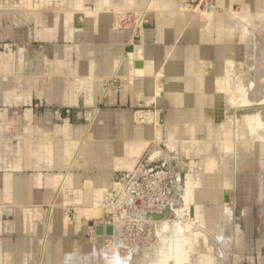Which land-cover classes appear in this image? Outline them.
<instances>
[{
	"label": "crops",
	"instance_id": "obj_1",
	"mask_svg": "<svg viewBox=\"0 0 264 264\" xmlns=\"http://www.w3.org/2000/svg\"><path fill=\"white\" fill-rule=\"evenodd\" d=\"M214 1L217 12L196 0H0V264L84 258V242L67 252L69 228L81 226L63 201L70 193L92 203L83 210L91 217L114 175L130 172L156 141H186L192 161H213L205 182L186 177L180 207L212 227L201 202L214 203L219 168L237 170L239 150L249 149L233 143L239 112L258 123L264 99L252 31L264 24V0ZM245 41L254 42L250 78L233 71ZM84 220L94 232L96 223ZM208 256L197 264H213Z\"/></svg>",
	"mask_w": 264,
	"mask_h": 264
},
{
	"label": "rangeland",
	"instance_id": "obj_2",
	"mask_svg": "<svg viewBox=\"0 0 264 264\" xmlns=\"http://www.w3.org/2000/svg\"><path fill=\"white\" fill-rule=\"evenodd\" d=\"M196 3L201 9L214 8V11H218L214 0H196ZM252 28V31L255 32L258 40L256 41L260 50H258V52H261L260 56L262 60L259 64L263 67L264 24L257 21ZM241 47L244 54V57L241 59L242 64H235L233 71L235 76L243 75L250 78L252 77V73L250 72L248 63L250 62L249 52L253 47V42L245 41V43H241ZM261 97L264 98V91L261 92ZM249 103L250 104H246V107L253 108L251 102ZM262 104H264V99H262L259 110L257 111V113L261 114L259 116L262 122H255L254 125L252 122L245 123L248 128L247 134H249V141L247 144L243 139L242 142H237L236 138H232L235 146H241L245 150L250 147L247 151L239 150L240 163L238 169L235 170L237 173L234 174L237 175V178H233L234 175L232 174L233 170L231 165H229L227 171L223 172V177H221L223 180L226 178L230 185L233 186L228 195L224 196L226 199L224 202L233 208L232 214L230 211L226 218H222V206L224 207L225 205H222L221 203L223 192V189L219 184L221 178L213 180L215 181V186L213 187L217 192V200L214 203L207 200L201 202L204 213L206 214V222L208 221L207 224H210L212 227L207 228L206 225L203 224L208 233L204 234L200 231L194 236L197 237V240L194 246L192 258L196 264L199 260V256L206 254L209 255L208 260L213 264H264V120H262L264 119V105ZM44 107L43 103H38L34 107V113L37 116L42 115ZM256 116L259 117L258 114H256ZM231 124L232 123H229L230 127ZM253 126L257 129L255 131V136L257 137L255 138H252L253 132L249 131V129H253ZM228 132L230 133V130ZM252 139H254V141ZM165 145L166 146H164L163 143L156 141L154 149H151L152 152L148 154L149 151H147L140 160L150 158V160L153 161L151 167L155 169L160 167L162 163H166L165 166L170 168V171L173 173L174 180L175 175L180 176V184L182 187L184 186L187 176H192L195 180L198 179L201 182H205V177L209 178L216 172L215 168L207 169L203 159L200 160L199 156H196L197 158L195 161H192L191 159L193 157L188 155V148L171 154L169 151L170 148L167 144ZM236 155L237 154H235V156ZM165 159L168 161L173 160L171 165ZM207 181H209V179H207ZM175 188L176 186L174 184L172 199L177 201V204L180 203L179 207L183 208L182 200L180 199L182 191L176 195ZM112 192L113 190L111 191L109 189L103 192V194L96 201L97 206L95 207V211L91 217L86 216L83 210L92 209V203L84 202L78 204L71 199L72 197L70 193L67 195L66 200L63 201L62 204L64 209L70 208V214L80 215L81 226L80 231L77 233L74 231L76 228L75 224L71 227V229L69 228V231L71 232L66 235H68L70 249L67 252H75L77 242H84V245L81 246L79 253L83 256L85 255V257L88 254H90L88 256H91L90 260L89 257H87V259L82 257L79 261L76 257H74L72 260L68 261L67 264H106L107 262H109L107 264H113V262L120 259L121 262L124 260L126 261L123 264H153L157 259H159L158 249L160 242L158 241V236L155 234V229H153L154 227L151 224L147 225L144 223V221L137 217L135 213L129 215L124 213V217L118 219L120 222V229L119 226L113 224V226L117 228V231L112 226L116 232L114 231V236L110 238L105 236L97 237L91 229L87 232L88 227L86 226V223H89L85 222L84 218L91 220L90 223H96L97 226L108 225L106 222L109 220V217L106 215L107 208L103 207V201L109 197ZM124 200L128 201L129 199L126 197ZM219 207L220 209L216 218V212ZM54 208L58 207L54 206ZM54 208L52 207L51 209ZM108 209L111 211L113 209L116 211L126 210L122 207V205H115L114 207H109ZM67 213L68 212L66 211L65 214ZM68 217L70 218L71 216H68V214L64 215L65 223H67V220L69 219ZM167 217L170 221L175 219V215L172 212H168ZM220 222L221 225L224 226V230L220 234L219 238L215 239L212 234L219 227ZM235 225H238L239 227L238 233H235ZM83 230L86 231L84 236L81 232ZM218 230H220V227ZM209 231L211 232L209 233ZM228 231L232 235L227 236ZM114 239L117 241H114ZM71 247H74V249H71ZM94 248L97 249L95 252L92 251ZM48 264H55V260L53 258L50 259Z\"/></svg>",
	"mask_w": 264,
	"mask_h": 264
},
{
	"label": "bare ground",
	"instance_id": "obj_3",
	"mask_svg": "<svg viewBox=\"0 0 264 264\" xmlns=\"http://www.w3.org/2000/svg\"><path fill=\"white\" fill-rule=\"evenodd\" d=\"M209 13V12H208ZM246 30V29H245ZM254 43V42H253ZM256 43V42H255ZM255 45V44H254ZM256 47H257V45H256ZM256 54V53H255ZM257 57H259V56H257ZM255 60V59H254ZM254 62V61H253ZM255 65V64H254ZM254 71V70H253ZM254 72H256V71H254ZM254 74L255 73H253V76H254ZM257 74V73H256ZM225 76H226V74H225ZM255 77V76H254ZM258 77V76H257ZM227 78V77H226ZM246 78V77H245ZM259 78V77H258ZM243 79H244V77H243ZM254 79V78H253ZM257 79V78H256ZM234 83H235V81H234ZM233 92V91H232ZM232 94V93H231ZM248 94V93H247ZM253 95H254V93H252ZM249 95V94H248ZM253 95H251L252 96V100L254 99V98H257L258 97V94L257 95H254V96H257V97H253ZM237 97V96H236ZM242 97V96H241ZM249 97H250V95H249ZM259 97H260V99H261V96H260V94H259ZM259 99V98H258ZM254 102H255V100H254ZM262 105H264V104H262ZM254 109V108H253ZM257 110V109H256ZM240 111V110H239ZM238 111V112H239ZM236 113H237V111H235ZM247 113H251L250 112V110H243V111H240L239 112V116H238V118H237V123H236V125H234V126H236V136H235V138H236V140H237V142H242V139L244 140V142H246V144H247V142L249 141V137H248V134H247V125L245 124V123H248V119L249 118H247ZM259 115H261V114H259ZM236 116V115H235ZM143 117V116H142ZM140 115L138 116V119H139V121L140 122H142V123H144L145 121H148V119H145L144 117L142 118ZM235 118V117H234ZM260 119V118H259ZM235 120V119H234ZM262 120H264V119H262ZM232 121V120H231ZM260 122H262L261 120H259ZM235 123V122H234ZM262 124V123H261ZM263 125V124H262ZM263 129V128H262ZM255 130H257V129H255ZM254 130V131H255ZM260 134V133H259ZM253 135V134H252ZM254 135H256L255 133H254ZM253 135V136H254ZM258 135V134H257ZM264 136V135H263ZM255 137H257V136H254V137H252V138H255ZM259 137V136H258ZM260 138V137H259ZM219 138L217 137V140H218ZM241 140V141H240ZM253 141H254V139H252ZM235 141V140H234ZM257 141V140H256ZM259 142H261V141H259ZM250 144H252V143H250ZM167 146L170 148V152H171V154L172 153H174V152H178V151H183V150H185V148L187 149V148H189V150H190V152H192V146L190 145V146H188V142H186V141H173V140H171V141H169V143L167 144ZM249 146V145H248ZM247 146V147H248ZM250 148V147H249ZM159 149H160V147H159ZM213 149V148H212ZM248 149V148H247ZM191 154V153H190ZM189 153H188V155L190 156V157H192V155H190ZM152 157V156H151ZM182 157H183V154H182ZM187 159V158H186ZM181 160V159H180ZM172 161L173 160H171V161H167L170 165H171V163H172ZM179 162V161H178ZM213 161L212 162H209L208 164H207V168L209 169V168H213ZM187 188V187H186ZM182 191H183V187H182ZM186 192V191H185ZM189 194H190V190H187V193H186V196H185V199L186 200H188V198L187 197H189ZM126 198V197H125ZM129 199V198H128ZM180 199H181V197H180ZM129 201V200H128ZM186 202V201H185ZM187 203V202H186ZM185 203V204H186ZM183 205V204H182ZM180 203H178L177 204V202L176 201H172L167 207H165L163 210H161V211H159V212H157L156 214H152V213H144V216L143 217H141L142 218V220L144 221V223H146L147 225L148 224H151L154 228L153 229H155L154 231H155V234L158 236V241L162 244L161 245V248H159L158 250V252H159V259H157L156 261H155V263H153V264H190L189 262V258L188 257H190V255H191V252H192V244H193V241L195 240L196 241V237H194L195 235H196V233L197 232H202V233H204V234H207L208 233V231H207V229H205L204 228V226H203V223H200L199 222V219L197 218V217H193V214L194 213H192V211L189 213V215L188 216H186V215H184V210L183 209H181L180 207ZM180 208V209H179ZM222 208H223V210H222V218L224 219V218H226L228 215H229V212H230V210H229V208L227 207V205L226 206H222ZM166 210H168V212H172L174 215H175V219L173 220V221H170L169 219H168V217H167V215L164 217V218H162V219H155V220H153L152 218H151V215H161V214H163V213H165L166 212ZM192 210V209H191ZM195 210H196V208H195ZM193 211H194V209H193ZM230 219V218H229ZM232 219V218H231ZM150 225V226H151ZM217 225H218V222H217ZM91 226H93V225H91ZM107 225H104V226H96V227H102L103 228V230L105 231V227H106ZM111 228H112V233H111V235H106L105 234V232H103L101 235H99V234H97L96 233V230H95V228L96 227H94V232H95V235H97V236H106V237H112V236H114V229H116V231H117V228H115V226H113L114 227V229H113V227L111 226V225H109ZM117 227V226H116ZM220 227V230H218V228ZM219 227L214 231V233H213V231H212V236L215 238V239H218L219 238V236H220V234L223 232V230H224V226L223 225H221V222H220V225H219ZM160 228V229H162L163 231H164V233H163V235L166 237V233H168V235L169 236H167V238H164V239H162V238H160L159 237V235H158V233H157V230ZM215 228V227H214ZM225 228H226V226H225ZM228 228V227H227ZM227 230H229V229H227ZM226 230V231H227ZM115 231V232H116ZM211 231H209V233H210ZM229 232V231H228ZM201 235V234H200ZM224 235V234H223ZM225 236V235H224ZM227 236H228V234H227ZM226 236V237H227ZM118 237V236H117ZM163 237V236H162ZM222 240H224V241H226L225 239H223V238H221ZM230 239H231V237H230ZM114 241H117V240H115L114 239ZM217 242V241H216ZM231 243V242H230ZM117 245V244H116ZM231 246V245H230ZM117 247V246H116ZM117 249V248H116ZM116 255V254H115ZM114 255V256H115ZM173 255L174 256H180V258H181V260H177V259H175V260H173ZM93 256V255H92ZM87 257H89V260H90V257L91 256H86L85 258L87 259ZM110 259V258H109ZM128 259V258H127ZM106 261V260H105ZM86 262H87V260H86ZM126 261L124 260L123 262H121V259L120 260H118V261H116V262H113V264L114 263H117V264H123V263H125ZM107 263H109V262H107ZM106 263V264H107ZM129 263V262H128ZM105 264V263H104ZM224 264V263H223ZM226 264V263H225Z\"/></svg>",
	"mask_w": 264,
	"mask_h": 264
},
{
	"label": "built area",
	"instance_id": "obj_4",
	"mask_svg": "<svg viewBox=\"0 0 264 264\" xmlns=\"http://www.w3.org/2000/svg\"><path fill=\"white\" fill-rule=\"evenodd\" d=\"M116 80L108 83L105 89L116 86ZM153 161L150 158L140 160L135 167L127 173L114 175L113 183L115 188L103 203L107 208L106 215L109 220L108 225L116 224L120 229L119 218L125 214L137 215L141 220L144 213L156 214L163 210L172 201L175 180L170 168L166 163H162L157 169L152 168ZM129 198V202L124 198ZM115 205H122L126 210H110Z\"/></svg>",
	"mask_w": 264,
	"mask_h": 264
},
{
	"label": "flooded vegetation",
	"instance_id": "obj_5",
	"mask_svg": "<svg viewBox=\"0 0 264 264\" xmlns=\"http://www.w3.org/2000/svg\"><path fill=\"white\" fill-rule=\"evenodd\" d=\"M228 165H224L223 164V167H221V168H219V170H218V172H219V174L217 175L218 176V178H217V180L218 179H220L221 177H223L222 175H223V172H225V171H227L228 170V168L229 167H227ZM234 173H235V171H233V175H234ZM237 175H234L233 176V178H237L236 177ZM219 184H220V187L223 189V192H222V205H227V207L229 208V210L231 211V214H232V212H233V208L232 207H230L226 202H224V194H225V191H227L228 193H229V191H230V189H232L233 188V186L232 185H230V183L228 182V180L225 178V180H223L222 178L220 179V182H219ZM212 197H213V199H214V202L217 200V192L215 191V189H213L212 190ZM221 207V206H220ZM220 207L217 209V211H219V209H220ZM235 231L236 232H239V227H238V225H235Z\"/></svg>",
	"mask_w": 264,
	"mask_h": 264
},
{
	"label": "water",
	"instance_id": "obj_6",
	"mask_svg": "<svg viewBox=\"0 0 264 264\" xmlns=\"http://www.w3.org/2000/svg\"><path fill=\"white\" fill-rule=\"evenodd\" d=\"M175 186H176L175 192H176V195H177L180 191H182V186L180 184V176L179 175H175ZM227 195H228V192L225 191L224 196H227ZM224 201H226L225 198H224ZM167 213H168V210H166V212L161 214V215H151V218L153 220L162 219V218H164L167 215ZM95 230H96V233L99 234V235H101L103 232H105L106 235H111V233H112V228L109 225H107L105 227V231L103 230L102 227H96Z\"/></svg>",
	"mask_w": 264,
	"mask_h": 264
}]
</instances>
